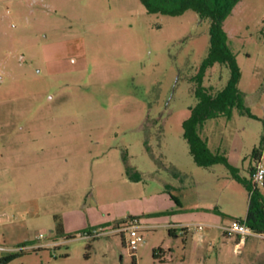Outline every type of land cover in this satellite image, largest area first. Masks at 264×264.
<instances>
[{
	"label": "rangeland",
	"instance_id": "374dc122",
	"mask_svg": "<svg viewBox=\"0 0 264 264\" xmlns=\"http://www.w3.org/2000/svg\"><path fill=\"white\" fill-rule=\"evenodd\" d=\"M208 29L139 0H0V241L23 248L8 264H264V239L234 253L206 223L244 219L248 192L183 138ZM223 29L245 111L200 135L248 181L262 142L264 165V0H240ZM229 77L215 64L202 85ZM133 219L145 228L130 254L117 224Z\"/></svg>",
	"mask_w": 264,
	"mask_h": 264
},
{
	"label": "trees",
	"instance_id": "16d2710c",
	"mask_svg": "<svg viewBox=\"0 0 264 264\" xmlns=\"http://www.w3.org/2000/svg\"><path fill=\"white\" fill-rule=\"evenodd\" d=\"M148 14H162L177 17L186 11L194 12L200 20L209 22V49L198 73L193 78L195 83L194 97L196 104L190 108L189 117L183 122V138L188 144L189 154L193 162L200 167L208 168L215 164H223L230 171L234 180L240 183L248 192V204L244 217L247 227L256 234L264 236V195L253 185L250 169V180H244L238 175V170L231 167L226 157L212 153L207 142L200 135L203 124L219 117L230 119L233 110L243 114L245 107L238 84L241 78L236 57L228 45V35L223 29L224 21L231 15L240 0H139ZM215 64L225 65L230 71V77L220 91L212 92L202 85L205 72ZM263 152V142L252 151L254 163L260 161ZM123 222H119L117 225ZM56 232L62 234L61 224L57 222ZM170 233V231L168 232ZM89 249V246H87ZM159 249L152 252V258L159 260ZM17 257L11 254L0 260V264H8Z\"/></svg>",
	"mask_w": 264,
	"mask_h": 264
},
{
	"label": "built area",
	"instance_id": "2783aa9c",
	"mask_svg": "<svg viewBox=\"0 0 264 264\" xmlns=\"http://www.w3.org/2000/svg\"><path fill=\"white\" fill-rule=\"evenodd\" d=\"M19 61H21V57L19 58ZM262 156L259 162H257L253 167V172L251 174V180L253 182V185L255 187H258V185L263 186L264 185V165L262 164ZM6 220H8V217L6 216ZM0 221H2L0 219ZM121 226H118L119 232L124 235V238H126L127 243V249L130 252V254H134L137 246L142 243V236L141 231L144 230L145 226H142L139 224V222L136 219L130 220L127 223H121L119 224ZM198 229V228H197ZM222 234L226 237H233L238 240V243L234 246L233 252L238 253V250L240 249V246L248 239V238H260L264 239L263 235L256 234L253 231H251L247 225L245 224L243 219H234L229 224L223 225L219 227ZM23 250L22 247L17 248H10L2 241H0V260L6 256H9L11 254H14V252H21Z\"/></svg>",
	"mask_w": 264,
	"mask_h": 264
},
{
	"label": "crops",
	"instance_id": "0c3cea01",
	"mask_svg": "<svg viewBox=\"0 0 264 264\" xmlns=\"http://www.w3.org/2000/svg\"><path fill=\"white\" fill-rule=\"evenodd\" d=\"M262 159H263V153H262ZM211 222H206L208 223L210 226L211 225H217L216 227L215 226H212L211 228H216L218 230L219 227L223 226V224H219L218 222H215V220H210ZM188 231H184V234L187 233ZM158 256H159V259L161 260V262H163V260H165V257H170V250H167V253L164 252L163 249H159V253H158Z\"/></svg>",
	"mask_w": 264,
	"mask_h": 264
}]
</instances>
